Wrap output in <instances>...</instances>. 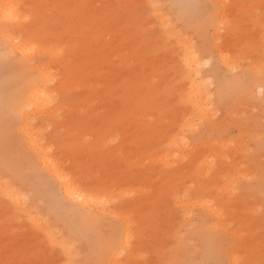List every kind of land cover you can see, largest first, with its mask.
I'll use <instances>...</instances> for the list:
<instances>
[{"label": "rangeland", "instance_id": "rangeland-1", "mask_svg": "<svg viewBox=\"0 0 264 264\" xmlns=\"http://www.w3.org/2000/svg\"><path fill=\"white\" fill-rule=\"evenodd\" d=\"M10 1L0 264H264V0ZM192 77L208 93L202 115ZM36 89L52 98L44 111ZM32 129L105 204L65 196Z\"/></svg>", "mask_w": 264, "mask_h": 264}, {"label": "bare ground", "instance_id": "bare-ground-1", "mask_svg": "<svg viewBox=\"0 0 264 264\" xmlns=\"http://www.w3.org/2000/svg\"><path fill=\"white\" fill-rule=\"evenodd\" d=\"M6 3L2 4L0 6V15L2 17V19L4 18V16H7V7L9 5L12 4V2L10 0H7ZM4 20V19H3ZM6 20V19H5ZM2 32V31H1ZM4 36V33H2ZM5 37V36H4ZM8 38V42L10 45V48L12 50H14L16 47V45H14V41L18 40L19 38L16 36H11V35H7ZM187 62V66L190 69V73L192 74V76H194L195 72H197V67L195 66L194 62L191 60L186 61ZM193 83H192V88L197 90V93H195L192 98L190 99V102L197 108V111L202 115L207 113L206 109H205V100L208 96V93L206 92L205 89L200 88L199 87V83H196L194 81V77H192ZM31 99L32 101L35 102V105L37 107H43L44 110L47 109L48 104H50L51 102V96L48 95H44L43 92H41V90L36 89L35 92H31ZM48 115V114H46ZM47 118H41L40 119V123L45 124L43 121H45ZM33 132V133H32ZM29 142L31 143L32 148L37 152L38 154V159L39 161L42 163V165L45 167L46 170H51L53 175L56 177L57 181L60 182V184L63 186L64 188V194L66 197H68L71 201L75 202V203H79L81 205H83L85 208H91L95 205H103L105 204V200H99L97 196H90L87 195L83 190L80 189V186L76 183L73 182L71 177L68 175V173L62 172L60 170L59 167V163H57V161H55L54 159L51 158V152L50 150L46 147L45 141H44V137H43V133L41 131L37 132L35 129H32V131L30 133H26L25 136ZM224 189V188H222ZM221 189V190H222ZM4 193H6V195L12 200L16 202V206L18 208L21 207V200L18 198V194H15L13 190H5L3 191ZM110 200H112L110 198ZM213 207V205H212ZM120 213H118L117 211L114 212L115 216H118ZM217 216V218L222 219V223L225 220V217L223 219V212L220 209L219 211L216 212L215 214ZM33 219V220H32ZM31 220L33 221V223L38 227L41 228L43 227L42 223H39L38 218L37 217H33ZM130 228H135L136 226V222H132L129 223ZM135 234H129L127 236V238L125 239V246L129 247L134 238H135ZM47 237L50 239L51 241V245H58L54 236L53 232H48L47 233ZM60 247L66 251V253L71 256L72 252L70 249V246L68 244H59ZM72 264V262L70 263Z\"/></svg>", "mask_w": 264, "mask_h": 264}]
</instances>
